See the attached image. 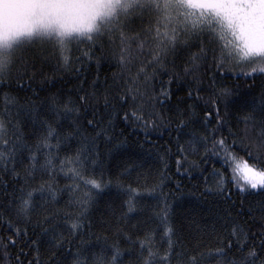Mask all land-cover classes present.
<instances>
[{
    "label": "snow or ice",
    "instance_id": "obj_1",
    "mask_svg": "<svg viewBox=\"0 0 264 264\" xmlns=\"http://www.w3.org/2000/svg\"><path fill=\"white\" fill-rule=\"evenodd\" d=\"M0 232V264H264V0H0Z\"/></svg>",
    "mask_w": 264,
    "mask_h": 264
},
{
    "label": "trees",
    "instance_id": "obj_2",
    "mask_svg": "<svg viewBox=\"0 0 264 264\" xmlns=\"http://www.w3.org/2000/svg\"><path fill=\"white\" fill-rule=\"evenodd\" d=\"M54 64L55 62L52 61L51 64L49 65H45L44 66V71L49 75V76H54L55 78V83L56 86L59 88L61 86L64 87V90L67 91L68 88V84L65 83V81H70L72 79L70 74H64L61 72H54ZM114 69H109L108 65L105 64L103 65V67L101 68V76L103 77L105 74H111V71H113ZM63 77V79H62ZM241 83H244V80H241ZM51 91L55 92L56 88H52ZM46 93H42L41 95H45ZM21 96L25 95V93H20ZM147 147V145L145 146ZM131 150H135V151H140L139 148H137L135 145H131L130 149ZM237 153L240 156H244V152L242 150L239 149V147H237L236 149ZM215 166L217 168L221 167V162L217 161ZM149 170L147 167L144 169V171ZM173 170H174V165H173ZM115 171V170H114ZM179 178V177H177ZM71 183L70 180L67 179H63L61 178L59 180V185L62 187L66 184ZM184 185L186 186L184 191H185V195L182 197H179L178 199L175 200V207H174V215H173V220L175 222V225L178 228H182L184 229V234L186 235L188 233V231H192L196 228L197 223L199 222L202 225V221L198 220V216H197V212L195 209V204H196V200L194 197L187 195L188 192V187L187 185L189 184V181L187 178H185L183 180ZM9 190H11L9 188ZM168 188H165V191H168ZM256 199H259V197H255ZM171 199V198H170ZM203 199V198H201ZM253 199L252 197H249L248 199H246L245 201V205L247 206L248 200ZM68 200V194L65 193L63 195V199H61L60 204L58 205V207H64L67 203ZM112 200H117V190L115 187L107 190L100 198L99 200V204H98V211H94L93 212V216H99L101 211L105 210V202H110ZM119 201L117 200V203ZM148 204L151 205H155L156 201L154 200H148L146 201ZM201 207H206V205H201ZM151 215V209H149L147 212L144 213L143 216H141V219H145L147 216ZM195 218V219H194ZM131 223H136V220L133 219L131 221ZM159 225V221L158 220H152L150 221L146 227L148 228H152V229H156L157 226ZM190 226V227H189ZM98 231V230H97ZM140 235H143V231H141ZM0 236H7L6 232H0ZM163 236V227H160L159 230L156 233V243L158 245L163 244L164 246H166V241L162 240ZM193 243H195V241H192ZM122 247H127V245H122ZM14 254V253H13Z\"/></svg>",
    "mask_w": 264,
    "mask_h": 264
}]
</instances>
